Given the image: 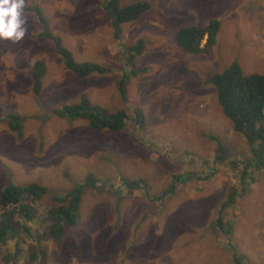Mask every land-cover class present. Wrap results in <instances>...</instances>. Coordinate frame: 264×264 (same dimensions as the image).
Returning a JSON list of instances; mask_svg holds the SVG:
<instances>
[{
	"label": "rangeland",
	"instance_id": "374dc122",
	"mask_svg": "<svg viewBox=\"0 0 264 264\" xmlns=\"http://www.w3.org/2000/svg\"><path fill=\"white\" fill-rule=\"evenodd\" d=\"M106 1L26 0L24 40L0 41V192L6 185L44 187V196L27 202L40 215L55 207V196L72 190L87 174L102 182V176L112 177L117 171L130 179L145 178L149 198L143 191L128 193L122 188L118 201L106 190L85 188L78 211L84 242L73 227L64 229L60 242L46 240L45 229H36L35 221L14 217L10 223L17 233L5 237L0 264L16 242L17 264H235L226 247L230 243L248 264H264L261 172L254 173L247 193L226 210L230 236L211 233L221 204L239 184L240 169L229 163H240L250 153L222 114L215 88L205 83L233 62L244 75L264 74V0H118L121 7L135 2L151 6L138 20L122 26L123 47L144 41L133 67L125 64L126 54L113 39L103 8ZM34 8L40 9L49 31L76 63L97 64L109 73L80 79L67 71L52 41L40 38L43 28ZM210 20L220 25L215 46L205 55L184 54L175 44L176 32ZM40 60L45 73L36 97L31 74ZM130 69L137 76L128 82L122 103L116 86ZM82 95L91 105L111 112L128 107L131 116L133 110H141L144 138L150 145L144 150L125 146L128 160L118 168L113 149L131 129L117 135L94 132L86 121L51 116L55 109L78 103ZM9 114L22 120L20 135L12 132ZM195 173L209 178L188 180L175 193L160 197L173 175ZM103 181L120 188L115 178ZM154 197L161 200L151 201ZM146 210L155 218L136 226ZM35 251L37 256L30 258ZM245 259L242 264H247Z\"/></svg>",
	"mask_w": 264,
	"mask_h": 264
},
{
	"label": "trees",
	"instance_id": "16d2710c",
	"mask_svg": "<svg viewBox=\"0 0 264 264\" xmlns=\"http://www.w3.org/2000/svg\"><path fill=\"white\" fill-rule=\"evenodd\" d=\"M103 8L113 30V39L119 43L120 49L122 48L121 52L124 51L126 54L125 64L133 67L135 59L140 57L144 51V41L140 39L134 45L123 47L121 44L122 26L138 20L144 12L151 8L150 4L148 2H135L127 7H121L118 0H108L104 3ZM33 13L43 28L42 32L39 33L40 38L52 41L67 71L80 79L91 76V74L106 75L109 73L106 68L97 64L76 63L69 51L63 48L61 39L49 31L40 9L34 8ZM219 26L217 20H210L201 26L181 28L175 34V44L184 54L193 56L205 55L216 44ZM44 73V63L41 60L35 62L31 74V90L36 97L41 94ZM136 76V71L130 69L129 72H123L119 77L116 87L118 97L122 103L127 100L126 87L128 82ZM205 83L215 88L222 114L230 120L234 132L245 140L250 153V157L240 163L236 161L229 163L232 169H240L239 184L230 191L228 198L221 204L217 219L212 226L211 233L218 232L229 237L232 225L229 219H224L226 210L231 207L239 196L247 193L254 181L253 175L255 172L264 174V74L244 75L240 65L237 62H233L221 72L210 75L205 79ZM86 96L82 95L76 104L62 106L53 110L52 115H50L57 119L86 121L89 129L94 132L106 131L109 134L117 135L121 133L127 134V130L131 129L130 135H126L127 139L124 142L117 143L118 149H113L115 164L118 163V168L124 164L125 160H128L126 154L128 148L126 147L133 146L144 150L150 145L148 139L144 138L146 133L145 118L141 110H133L131 116L128 113V107H122L117 111L111 112L98 105H91ZM7 119L12 132L20 135L23 128L20 117L15 114H9ZM130 122H132L133 127L129 128L128 124ZM190 175L192 177L179 174L173 175L167 189L162 192L160 197L165 198L167 195L170 196V194L175 193L177 186L185 184L188 180L197 179L204 181L209 178L203 173ZM109 178L118 180L120 188L115 189L110 185V182L103 181L109 180ZM100 180L102 182L94 174H87L85 180L74 186L72 190L63 196H55V207L44 211L40 215L35 214L27 202L28 200L36 202L44 196L46 194L44 187L36 184L24 186L6 185L0 192V210L2 211V214H0V247L6 242L5 237L9 234L14 237L17 233V230L11 228L10 223L14 217H19L28 223L35 221L34 227L36 229L41 227L45 229V231L43 230V235L46 236L44 237L46 240L53 239L60 242L64 239V229L66 227L74 228L78 223V211L85 188L98 192L106 190L113 197H118L116 198L118 201L122 200V193L120 192L122 188L128 193L143 191V195H148L149 185L143 177L130 179L116 171L113 172L112 177L102 176ZM147 197L149 198V195ZM160 197H154L151 201H160ZM155 215L154 212L146 210L136 226H144L146 221L149 218L154 219ZM156 224L160 225V223ZM23 231L25 234H29L28 229L24 228ZM18 244V242L15 243V248L10 254L2 256L5 264H17L20 249ZM226 247L233 253V263L242 264L245 257L238 253L237 248L232 243ZM37 252L30 254V258L36 257ZM245 262H247L246 259Z\"/></svg>",
	"mask_w": 264,
	"mask_h": 264
},
{
	"label": "clouds",
	"instance_id": "9594fccd",
	"mask_svg": "<svg viewBox=\"0 0 264 264\" xmlns=\"http://www.w3.org/2000/svg\"><path fill=\"white\" fill-rule=\"evenodd\" d=\"M26 0H0V41L20 43L27 34Z\"/></svg>",
	"mask_w": 264,
	"mask_h": 264
},
{
	"label": "crops",
	"instance_id": "0c3cea01",
	"mask_svg": "<svg viewBox=\"0 0 264 264\" xmlns=\"http://www.w3.org/2000/svg\"><path fill=\"white\" fill-rule=\"evenodd\" d=\"M167 200V199H166ZM168 202H170V200H168ZM79 216V215H78ZM79 218H80V216H79ZM79 224L80 223H77V225H76V227H74L75 229H76V233H77V235L81 238L80 239V242L82 241V242H84L85 241V236H82V229L79 227Z\"/></svg>",
	"mask_w": 264,
	"mask_h": 264
}]
</instances>
